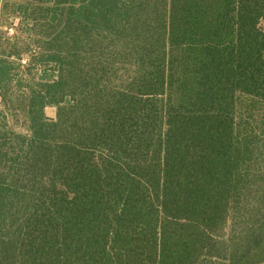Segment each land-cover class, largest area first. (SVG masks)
<instances>
[{
    "label": "trees",
    "instance_id": "16d2710c",
    "mask_svg": "<svg viewBox=\"0 0 264 264\" xmlns=\"http://www.w3.org/2000/svg\"><path fill=\"white\" fill-rule=\"evenodd\" d=\"M263 23L0 0V264H264Z\"/></svg>",
    "mask_w": 264,
    "mask_h": 264
},
{
    "label": "rangeland",
    "instance_id": "374dc122",
    "mask_svg": "<svg viewBox=\"0 0 264 264\" xmlns=\"http://www.w3.org/2000/svg\"><path fill=\"white\" fill-rule=\"evenodd\" d=\"M17 23H18V21L15 20V24H17ZM261 31H264V23L261 25ZM45 111H46V114L48 116L53 117V118L56 117L57 108L55 106H48V107H46Z\"/></svg>",
    "mask_w": 264,
    "mask_h": 264
}]
</instances>
